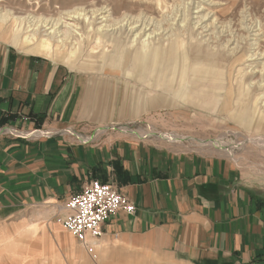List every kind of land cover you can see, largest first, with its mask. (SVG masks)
<instances>
[{"label":"crops","instance_id":"1","mask_svg":"<svg viewBox=\"0 0 264 264\" xmlns=\"http://www.w3.org/2000/svg\"><path fill=\"white\" fill-rule=\"evenodd\" d=\"M102 76L0 39V264L26 257L28 240L80 264H264V189L224 156L107 133L120 114ZM92 180L135 211L106 221L88 252L60 220Z\"/></svg>","mask_w":264,"mask_h":264},{"label":"rangeland","instance_id":"2","mask_svg":"<svg viewBox=\"0 0 264 264\" xmlns=\"http://www.w3.org/2000/svg\"><path fill=\"white\" fill-rule=\"evenodd\" d=\"M4 13L5 33L13 23L27 32L28 21L43 20L35 37L49 39L61 56L76 48L73 62L62 57L52 60L103 74L110 85L109 107L120 114L104 127L107 133L224 156L243 180L264 189V0H0V14ZM6 36L0 39L11 43ZM171 41H181L190 56L188 63L197 61L202 68L201 73L189 71L184 76L188 103L171 98L177 76L166 72L163 86L156 88L157 75L131 73V54L142 43L167 49ZM115 47L128 51L120 65L124 75L100 68L101 53L111 55ZM120 124L129 131L115 127ZM37 243L28 240V255L19 256L14 264H80L79 257L72 262L63 252L38 257L36 249L45 251L48 244L45 248L43 242Z\"/></svg>","mask_w":264,"mask_h":264},{"label":"bare ground","instance_id":"3","mask_svg":"<svg viewBox=\"0 0 264 264\" xmlns=\"http://www.w3.org/2000/svg\"><path fill=\"white\" fill-rule=\"evenodd\" d=\"M74 13L76 14V12H74ZM6 17H7V14H5V13L0 14V36H6L7 35L6 39L10 40L11 43L14 44L15 46H17L19 49L26 51V52H29V53L40 54V55L46 56L50 59H52L53 57H62L68 63L73 62V60L76 59V48H73V50H70L69 52H67V54H65V55L63 54L61 56L59 51L55 50L52 47L49 39L42 38V37H39V38L35 37L36 31H37L36 28L38 27V25L44 24L43 20H41V22L39 20H35V19H33V20L31 19L30 21H28L30 23V25L27 28H31V29L27 32L21 31L19 29V27H16V25H15L16 23H13L14 26L9 31V33H7V32L5 33L4 29L2 28V23L6 22ZM30 18H28V19H30ZM51 27L54 28L55 25L53 24V25H51ZM92 47H94V46H92ZM133 49H135V47ZM113 51L114 52L111 55L105 54L104 52L101 53V55H102L101 59L103 60L102 62L104 63V65L101 66L100 68H101L102 72H109V73L110 72H112V73L116 72V73H118V71L119 72L121 71L122 75H124L125 71H124V69L121 70L120 65L124 59V56L128 54V51H126L124 48L119 49L116 47ZM188 56L189 55H187L186 49H185V47H183L181 41L180 42L175 41V42L170 43L168 45L167 49H163V48L151 49V48L147 47L144 43H142V45L140 47H138L137 49H135V51L131 54V61H132L131 64L133 65L131 73H132V75H135L137 73V75L139 77L141 75L140 73H142V74L147 73L149 76H151V75L156 76L157 75L158 78H155L156 88H157V86H159V84L162 85V82H161L162 75H164L166 72H169L172 75V78L177 76L178 77L177 80H179L178 81V87L175 90L172 89V93H171L172 97L171 98H173V100H177L178 103H188L191 100H190V95L186 90L187 82H186V80H184V76L186 74H188L189 71L201 73L199 71H200V69L202 70V68H198L196 66V65H198L196 63L197 61L193 65H190L188 63L190 56L189 57ZM89 58H90V56L88 57V59ZM126 59H125V62H126ZM83 64H85V63L81 64L82 67H84ZM163 64H164V66L162 67ZM87 66H89V65H87ZM203 73H205V72H203ZM174 104H175V102H172V105H174ZM244 120L246 121L245 123H249V125L252 124V120H250V118L247 119V117H245ZM122 124L115 126V127L119 128L120 130L129 131V129H126V127H125L126 125H122ZM111 128H112V126H111ZM152 134H153V136H156V137L160 136V134H158L156 132H152ZM216 148H218V147H216ZM218 149L222 150L221 148H218Z\"/></svg>","mask_w":264,"mask_h":264},{"label":"built area","instance_id":"4","mask_svg":"<svg viewBox=\"0 0 264 264\" xmlns=\"http://www.w3.org/2000/svg\"><path fill=\"white\" fill-rule=\"evenodd\" d=\"M62 227L78 242L87 245L88 239L102 235V225L119 211L133 214L134 205L112 185L92 180L63 204ZM92 252V248H87Z\"/></svg>","mask_w":264,"mask_h":264}]
</instances>
